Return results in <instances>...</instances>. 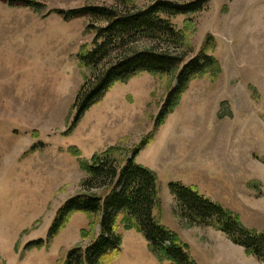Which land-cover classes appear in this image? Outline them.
<instances>
[{
	"label": "rangeland",
	"instance_id": "1",
	"mask_svg": "<svg viewBox=\"0 0 264 264\" xmlns=\"http://www.w3.org/2000/svg\"><path fill=\"white\" fill-rule=\"evenodd\" d=\"M33 1L42 5L38 11L25 0H0V264H57L69 250L88 246L93 238L81 231L90 218L76 213L47 246L26 249L47 239L57 210L82 191L87 176L70 148L85 159L115 145L130 152L149 134L153 140L136 160L158 176L156 218L190 245L198 264H264L223 232L188 224L169 186H196L247 227L264 231V0H210L201 12L173 18L179 28L193 20L190 57L212 36L219 70L215 80L210 74L192 80L157 129L174 72L117 84L72 132L77 92L91 76L80 53L94 34L86 31V17L64 19L52 10L119 3ZM119 230L122 255L110 264H168L140 232Z\"/></svg>",
	"mask_w": 264,
	"mask_h": 264
},
{
	"label": "trees",
	"instance_id": "2",
	"mask_svg": "<svg viewBox=\"0 0 264 264\" xmlns=\"http://www.w3.org/2000/svg\"><path fill=\"white\" fill-rule=\"evenodd\" d=\"M139 7L134 0H118L119 5H85L75 9H56L64 19L86 17V31L93 33L92 44L83 45L80 53L85 75L74 103L76 117L71 129L90 107L98 104L117 84L131 78L175 73L176 84L167 94L155 120V129L180 105L192 80L210 74L217 78L218 60L213 55L214 40L208 38L197 55L190 57L193 46L189 40L192 18H186L179 28L173 18L201 12L210 0H148ZM25 5L38 11L39 2L25 0ZM149 134L130 152L120 146H110L85 159L78 148L70 151L77 156L86 173L82 191L68 198L57 210L47 239L30 242L26 249L47 246L69 224L76 213L89 216L81 236L92 241L85 248L75 247L59 258L57 264H110L122 255L124 230L135 229L147 240L156 259L168 264H198L191 256L190 245L180 235L156 218L161 198L158 176L137 162L143 147L153 140ZM182 217L191 226H209L221 231L247 256L264 263V231L247 227L240 214L204 196L196 186L170 183ZM99 225L100 232L95 234ZM95 234V236H94Z\"/></svg>",
	"mask_w": 264,
	"mask_h": 264
}]
</instances>
